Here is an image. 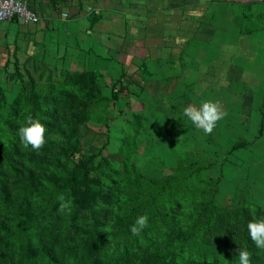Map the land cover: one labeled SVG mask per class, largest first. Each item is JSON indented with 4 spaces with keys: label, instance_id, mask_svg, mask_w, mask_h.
<instances>
[{
    "label": "rangeland",
    "instance_id": "374dc122",
    "mask_svg": "<svg viewBox=\"0 0 264 264\" xmlns=\"http://www.w3.org/2000/svg\"><path fill=\"white\" fill-rule=\"evenodd\" d=\"M167 2L188 21L158 83L156 65L124 70L54 24L0 33V197L26 200L0 199L16 231L0 264H238L241 247L264 264L247 228L264 217V0ZM206 100L223 113L211 133L184 114ZM29 117L38 149L19 135Z\"/></svg>",
    "mask_w": 264,
    "mask_h": 264
},
{
    "label": "crops",
    "instance_id": "0c3cea01",
    "mask_svg": "<svg viewBox=\"0 0 264 264\" xmlns=\"http://www.w3.org/2000/svg\"><path fill=\"white\" fill-rule=\"evenodd\" d=\"M27 1L41 17V21L36 24L38 27L47 29L53 24L61 27L65 37L69 34L67 40H73L75 44L89 45L90 51L100 54L104 59L114 56L122 60L125 64L124 70H132L130 62L138 60L136 65L139 74L150 75L151 71L148 69L156 65L153 67L157 69V83L170 72L172 62L176 61L177 64L183 53L176 55V51L167 46L169 42L176 44V27L188 21L186 15L184 19L180 18L182 14L179 15L184 14L186 9L172 10L173 5L168 6L167 1L171 0ZM87 6L97 12H86ZM15 25V22L0 23V33H13ZM162 43L167 45H161ZM192 44L193 42L190 46ZM197 46L193 44L196 52ZM176 64L172 69L179 73L181 68Z\"/></svg>",
    "mask_w": 264,
    "mask_h": 264
},
{
    "label": "clouds",
    "instance_id": "9594fccd",
    "mask_svg": "<svg viewBox=\"0 0 264 264\" xmlns=\"http://www.w3.org/2000/svg\"><path fill=\"white\" fill-rule=\"evenodd\" d=\"M184 114L190 118L194 125L202 128L207 133L212 132L215 123L223 116L219 103L214 100L203 101L198 107L189 105L184 108ZM45 132V123L34 117H29L27 122L19 129L21 140L26 145L30 144L33 148L37 149L46 142ZM147 224V215L138 216L131 227V231L139 233ZM247 228L249 236L256 246L264 248V217L250 221ZM235 256H238V264H251V253L247 249L241 247L238 255Z\"/></svg>",
    "mask_w": 264,
    "mask_h": 264
},
{
    "label": "built area",
    "instance_id": "2783aa9c",
    "mask_svg": "<svg viewBox=\"0 0 264 264\" xmlns=\"http://www.w3.org/2000/svg\"><path fill=\"white\" fill-rule=\"evenodd\" d=\"M85 9L86 12H97L90 6ZM62 14L65 16V13ZM11 21L35 25L41 21V17L27 0H0V22Z\"/></svg>",
    "mask_w": 264,
    "mask_h": 264
},
{
    "label": "trees",
    "instance_id": "16d2710c",
    "mask_svg": "<svg viewBox=\"0 0 264 264\" xmlns=\"http://www.w3.org/2000/svg\"><path fill=\"white\" fill-rule=\"evenodd\" d=\"M25 190L27 192H33L34 187L31 184V175L27 176L26 179V184H25ZM0 199L3 201V203H8L10 204V206L12 208H18L21 205H24V203L26 202L25 199H15V200H11L10 198H7L6 196H1ZM128 222H131V220H129ZM11 226L9 224H4L0 222V231L3 233H0V244L3 243V241L7 240L10 236H13V234H16V231H14L12 228H10ZM90 236H91V242L95 243L96 245L99 244V238H98V234L95 228H92L90 230ZM50 264H55V263H50ZM143 264H152L151 262L148 261H144Z\"/></svg>",
    "mask_w": 264,
    "mask_h": 264
}]
</instances>
